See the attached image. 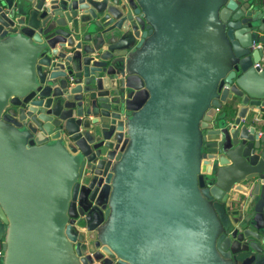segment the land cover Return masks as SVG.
<instances>
[{
    "label": "water",
    "instance_id": "obj_1",
    "mask_svg": "<svg viewBox=\"0 0 264 264\" xmlns=\"http://www.w3.org/2000/svg\"><path fill=\"white\" fill-rule=\"evenodd\" d=\"M264 0H0V264H264Z\"/></svg>",
    "mask_w": 264,
    "mask_h": 264
},
{
    "label": "built area",
    "instance_id": "obj_2",
    "mask_svg": "<svg viewBox=\"0 0 264 264\" xmlns=\"http://www.w3.org/2000/svg\"><path fill=\"white\" fill-rule=\"evenodd\" d=\"M254 49H260V50H263L264 49V45L263 44H254ZM264 65V57L262 58V61L260 63H258L256 65V67H262ZM4 257V251L1 247V244H0V260Z\"/></svg>",
    "mask_w": 264,
    "mask_h": 264
},
{
    "label": "crops",
    "instance_id": "obj_3",
    "mask_svg": "<svg viewBox=\"0 0 264 264\" xmlns=\"http://www.w3.org/2000/svg\"><path fill=\"white\" fill-rule=\"evenodd\" d=\"M257 117H261V121H259L257 128H258L259 132H264V121H262L263 115L261 113L257 112Z\"/></svg>",
    "mask_w": 264,
    "mask_h": 264
}]
</instances>
